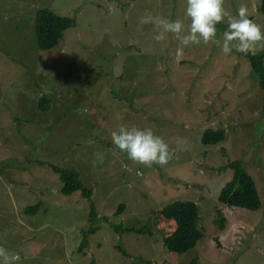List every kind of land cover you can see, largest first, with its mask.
Instances as JSON below:
<instances>
[{"label":"rangeland","instance_id":"1","mask_svg":"<svg viewBox=\"0 0 264 264\" xmlns=\"http://www.w3.org/2000/svg\"><path fill=\"white\" fill-rule=\"evenodd\" d=\"M262 2L224 7L234 15L246 4L264 28ZM185 8L186 0H0V247L13 254L9 264H264V90L250 53L185 47L171 34L158 43V29L142 23L151 13L187 25ZM42 10L75 20L49 51L36 36ZM217 28L222 39L227 19ZM261 51L264 42L252 52ZM133 126L165 140V165L133 162L113 144V132ZM207 129L225 130V140L203 145ZM235 161L256 184V211L219 200ZM52 167L76 171L93 190L95 218L82 193H62ZM179 201L198 205L204 237L175 261L157 222Z\"/></svg>","mask_w":264,"mask_h":264},{"label":"trees","instance_id":"2","mask_svg":"<svg viewBox=\"0 0 264 264\" xmlns=\"http://www.w3.org/2000/svg\"><path fill=\"white\" fill-rule=\"evenodd\" d=\"M260 11L264 14V0ZM75 24V20L68 17H61L50 10L38 12L36 19V36L39 48L43 51H49L59 46L67 29ZM249 59L253 70L260 79V86L264 90V51L250 52ZM52 105L51 99L44 95L39 101V110L46 112ZM226 138L225 130L207 129L202 136V143L205 146H216L222 143ZM227 169L234 171V178L223 188L219 200L222 204L229 207L242 208L250 211H256L261 207V200L253 178L244 169L240 161L230 163ZM54 172L59 175L64 187L62 193L70 196L73 193L80 192L89 200L92 209V218L96 216L95 204L92 200L93 190L87 188L82 182L80 175L73 170L52 167ZM41 208V204L26 209L27 214L35 215ZM123 208V207H122ZM121 212V209H120ZM157 229L164 230V245L172 253V258L176 261L181 254H184L197 247V244L204 237L203 231L199 228V208L195 202H175L166 206L159 212ZM224 218H220L217 223L220 229H225ZM127 232L143 233V230L127 228ZM149 234L151 235V231ZM95 232L91 229L85 233L84 243L80 248L88 245L89 234ZM95 264V262H93ZM190 264H199L198 260Z\"/></svg>","mask_w":264,"mask_h":264},{"label":"clouds","instance_id":"3","mask_svg":"<svg viewBox=\"0 0 264 264\" xmlns=\"http://www.w3.org/2000/svg\"><path fill=\"white\" fill-rule=\"evenodd\" d=\"M184 16L189 21L187 25L183 19L172 20L151 13L143 17L142 23L153 24L158 29L153 36L158 43L171 34L185 47L212 43L226 55L233 52L248 55L259 42H264V28L250 18L243 3L233 15L224 7V0H186ZM225 19L227 28L221 39L217 26ZM112 137L113 144L133 162L163 166L170 158L169 145L151 128L121 127ZM12 255L0 247V264H9Z\"/></svg>","mask_w":264,"mask_h":264}]
</instances>
